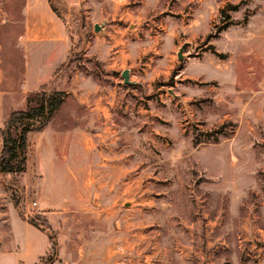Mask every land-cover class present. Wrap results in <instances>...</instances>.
I'll return each instance as SVG.
<instances>
[{
    "label": "rangeland",
    "instance_id": "rangeland-1",
    "mask_svg": "<svg viewBox=\"0 0 264 264\" xmlns=\"http://www.w3.org/2000/svg\"><path fill=\"white\" fill-rule=\"evenodd\" d=\"M51 2L70 50L33 105L67 95L0 172V236L37 224L0 264H264V0ZM24 4L0 0V156L29 96Z\"/></svg>",
    "mask_w": 264,
    "mask_h": 264
},
{
    "label": "crops",
    "instance_id": "crops-1",
    "mask_svg": "<svg viewBox=\"0 0 264 264\" xmlns=\"http://www.w3.org/2000/svg\"><path fill=\"white\" fill-rule=\"evenodd\" d=\"M24 42L26 48L25 65H26V91L25 93L38 92V89L46 84H49L53 79L54 73L59 67L64 64L68 59L70 50V36L64 26L62 19L56 14L51 0H25L24 4ZM59 49L60 55L58 59L50 69V73L46 74L44 78L49 76V80L38 79L36 89L30 91L28 87L29 70L31 61H39L43 56H50L53 50ZM43 53V54H42ZM49 91V90H48ZM27 104V97L25 98ZM12 113V112H11ZM10 113V114H11ZM9 114V115H10ZM4 221L10 224L12 229L9 234L5 237L0 236V249L4 247L8 249L11 246L10 238L13 239V246H16L15 241L20 237H17L15 232L14 223L22 226L23 224L26 229H29L31 225L26 221L18 218H6ZM21 222V223H20ZM22 224V225H21ZM11 235V236H9ZM8 237H10L8 239ZM19 243V242H18ZM7 247V248H6ZM19 247V245H18ZM9 250V249H8ZM2 252V251H1Z\"/></svg>",
    "mask_w": 264,
    "mask_h": 264
},
{
    "label": "trees",
    "instance_id": "trees-1",
    "mask_svg": "<svg viewBox=\"0 0 264 264\" xmlns=\"http://www.w3.org/2000/svg\"><path fill=\"white\" fill-rule=\"evenodd\" d=\"M220 56L225 57L224 54ZM66 92L55 91L48 93L42 89L38 96L36 105L34 93L27 98V108L24 110L13 111L5 122L2 132V152L0 156V172L8 174H21L26 171L29 151V133L42 131L52 119L55 112L59 110L64 100ZM43 118L40 124L33 121ZM15 128V134L11 129ZM32 225H37L33 220L29 221ZM53 238V235H50ZM34 264H40L36 262Z\"/></svg>",
    "mask_w": 264,
    "mask_h": 264
},
{
    "label": "water",
    "instance_id": "water-1",
    "mask_svg": "<svg viewBox=\"0 0 264 264\" xmlns=\"http://www.w3.org/2000/svg\"><path fill=\"white\" fill-rule=\"evenodd\" d=\"M101 28H102V26H100L99 24H96V25H95V30H96V31H100ZM182 51H183V48H181L180 51H179V53H178L180 59L183 58ZM122 76H123V78H124V82H125L126 84H131V83H133V82L130 80V71H129V69L124 70V71L122 72Z\"/></svg>",
    "mask_w": 264,
    "mask_h": 264
}]
</instances>
